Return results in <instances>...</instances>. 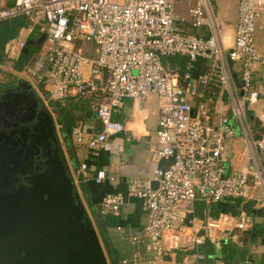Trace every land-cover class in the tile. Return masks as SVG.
Instances as JSON below:
<instances>
[{
	"label": "built area",
	"instance_id": "1",
	"mask_svg": "<svg viewBox=\"0 0 264 264\" xmlns=\"http://www.w3.org/2000/svg\"><path fill=\"white\" fill-rule=\"evenodd\" d=\"M194 3L186 15L176 16L174 0H14L11 6L0 7V21L25 16L27 26L7 43L5 57L0 59V76L7 72L19 75L16 61L28 40L45 34V51L31 53L26 79L35 86L39 82L36 89L46 102L64 101L70 95L95 101L102 131L87 134L80 123L71 128L77 143L91 150L103 146L110 135L124 131V124L113 117L124 99L144 100L149 93L156 94V152L170 164L155 171L157 188H152L151 180L128 181V195L140 198L147 213L143 234L130 239L156 251L159 257L167 250L183 248L196 262H202L207 259L203 250L206 234L244 229L251 220L246 212L233 223L212 215L197 217V196L208 203L245 199L258 187L264 208L262 143L253 138L249 124V106L262 100L264 104V55L255 43L264 0H238L231 46L225 43V24L216 16L212 0ZM78 39L94 47L92 54L74 50ZM173 55L207 62V70L196 82L201 87L225 90L229 112L218 106L213 112L211 98L196 106L189 101L188 94L195 93L192 74L182 77L163 63ZM259 70L262 75L257 79ZM260 117L264 121V111ZM237 125L246 138V153L252 163L242 171L230 170L225 157L227 138L235 134ZM88 168L82 163L74 181L88 176ZM93 179L101 184L115 181L116 176L101 168ZM125 201L123 193L105 195L101 214L119 216ZM118 229L123 230L121 226ZM140 258L135 254L123 263L139 264Z\"/></svg>",
	"mask_w": 264,
	"mask_h": 264
},
{
	"label": "crops",
	"instance_id": "2",
	"mask_svg": "<svg viewBox=\"0 0 264 264\" xmlns=\"http://www.w3.org/2000/svg\"><path fill=\"white\" fill-rule=\"evenodd\" d=\"M13 2L14 0H0V7L11 6ZM190 7L185 8L179 5V15H186ZM234 13V19H236L232 23L229 21L226 24L221 19L225 24L224 39L227 46L232 45L236 34L238 0L234 6ZM188 60L187 68L191 74L192 69H196L198 75L207 70L205 60L198 59L195 62H191L189 58ZM237 65L236 67L240 69V64ZM237 75L240 77L239 72ZM261 75L262 72L259 70L256 78L259 79ZM192 80L195 91L192 95V103L195 104L196 102L195 106L201 101L211 98L210 106L213 112L217 106L223 112H229V98L225 90L218 89L216 86L201 87L196 82L197 78L193 77ZM33 86L36 89V86ZM39 94L43 95V93ZM157 102L155 96L144 100L124 99L122 106L115 111L113 116L116 121L124 124V131L110 135L103 146L93 150L77 143L70 131L77 123L82 124L87 134L102 131L103 126L96 116L95 101L70 95L61 104L74 116L73 125L64 128V135L60 133L62 154L73 181L75 179L74 174L82 163L89 166L88 176L80 181L75 180L74 184L87 215L107 247L109 264H124V260H132L135 254H139L141 257L139 264H264V208L259 202L263 193L258 187L252 189L250 198L227 199L211 203L214 206L212 208L211 205L209 206L206 215L223 217L233 223V220L237 221L241 212H246L250 216L251 223L244 229L233 228L226 232L219 231L212 236L206 234L205 240L208 239L207 241L210 242L207 248L212 254L205 261L196 262L183 248L167 250L159 257L156 251L148 250L144 244L133 243L130 239L131 236L143 234L147 213L143 209L140 198L128 195V181L131 178L155 181L153 180L155 171L165 169L170 164V160L159 157L156 152L159 145ZM252 106L255 110H251L249 124L253 138L262 143L259 148L260 154L261 149H264V121L260 117L261 112L264 111L263 100ZM50 110L55 118L61 117L54 103L50 106ZM59 118L57 126L58 130L62 131L63 127L61 126H63L62 121L64 120L63 117L62 121ZM246 148V138L242 134V128L237 125L235 134L228 137L226 142L225 157L230 170L242 171L251 168L252 163L250 156L246 153ZM261 160L264 164L262 158ZM101 168L113 173L116 180L113 182L105 181L101 184L95 183L93 177L96 170ZM110 193H123L125 195L126 201L121 206L120 225H118L123 230H119L118 226L109 227L104 233L99 223V219L103 216L101 214V202L103 197ZM213 245L214 247H212Z\"/></svg>",
	"mask_w": 264,
	"mask_h": 264
},
{
	"label": "water",
	"instance_id": "3",
	"mask_svg": "<svg viewBox=\"0 0 264 264\" xmlns=\"http://www.w3.org/2000/svg\"><path fill=\"white\" fill-rule=\"evenodd\" d=\"M45 37L29 39L23 51L28 53ZM192 76L198 77L196 69ZM42 115L36 129L42 139L26 145L24 162L34 150L43 152L44 168L26 162L19 189L0 192V264H109L63 157L59 117L47 110ZM0 165L4 168L5 163ZM158 184L151 182L152 188Z\"/></svg>",
	"mask_w": 264,
	"mask_h": 264
},
{
	"label": "flooded vegetation",
	"instance_id": "4",
	"mask_svg": "<svg viewBox=\"0 0 264 264\" xmlns=\"http://www.w3.org/2000/svg\"><path fill=\"white\" fill-rule=\"evenodd\" d=\"M51 105L53 102H46L32 82L26 79L0 82V164L5 163L4 168L0 165L1 193L19 189L26 176L23 174L26 162H33V168H44L41 164L43 152L34 150L35 154L24 160L26 145L42 139L36 129L43 118V111L52 114Z\"/></svg>",
	"mask_w": 264,
	"mask_h": 264
},
{
	"label": "trees",
	"instance_id": "5",
	"mask_svg": "<svg viewBox=\"0 0 264 264\" xmlns=\"http://www.w3.org/2000/svg\"><path fill=\"white\" fill-rule=\"evenodd\" d=\"M26 25H27V19L25 16H19L13 19L0 21V59H3L5 57V54H6L5 49H6L7 43L16 38V34L19 28L25 27ZM33 36L35 35H32L31 37ZM31 47L28 53L24 51L21 53L20 60L16 61L17 68H21V65L23 63H26L29 60V57L32 53ZM188 62L189 60L187 57L179 56V55L168 56L163 59L164 65L170 71L178 72L181 74L182 77L185 75V73L189 72V69L187 68ZM53 103L56 105V109L60 113L61 117L59 119H61V121L63 117L64 121L62 122L64 124L62 126L63 127L62 132L65 133L64 128L70 127L73 125L74 116L71 115L70 111H67L64 107L61 106L62 101L53 102ZM195 104L197 103L195 102ZM230 200H240V199H230ZM209 206L212 208L214 205H212L211 203H208L205 199L197 196V198L194 201L195 215L200 218L205 217ZM119 219H120V216H115L113 214L103 215L102 218L99 219V223H100V226L103 232L105 233L109 227H116L120 225ZM207 240L208 239H206L205 243L203 244V249L206 252L207 257H209L211 256L212 252L209 251L207 248L209 247L208 243H210ZM212 247H214V245Z\"/></svg>",
	"mask_w": 264,
	"mask_h": 264
},
{
	"label": "rangeland",
	"instance_id": "6",
	"mask_svg": "<svg viewBox=\"0 0 264 264\" xmlns=\"http://www.w3.org/2000/svg\"><path fill=\"white\" fill-rule=\"evenodd\" d=\"M174 1H175L174 13L176 16H179V5L187 8L188 6L190 7V5L193 6L195 4L194 0H174ZM212 4H213L214 11L216 13V16L218 18L222 19L224 22H226V24L229 21H231L229 23H232L236 19V18L234 19V15H235L234 6L237 4V0H212ZM257 23H258V27H257L256 33H255L256 48L262 55H264V12L258 18ZM31 39L38 40V36L35 35ZM31 50H32V53L33 52H44L45 51L44 43L32 46ZM74 50H76V51L82 50L84 53H87L88 51H90V54H92V52H93L92 50H94V47L91 44H88L87 42H84V41L78 39V40L74 41ZM258 67H261V66L258 65ZM20 71H21L20 74H22L23 76H21L20 74L19 75L15 74L14 72H7L3 77L0 76V82L13 81V80H16L17 78H22V79L23 78H27V79L29 78L27 73H26V63H23L21 65ZM36 86L38 87V89L40 88L39 82H36ZM38 93H40L39 90H38ZM154 96L157 98L158 110H159V98H158V96L154 93H149L147 98H151ZM188 99L190 102H192V94H188ZM251 106L252 105L249 106V109L255 110L254 106H252V107ZM64 134L65 133H63V135ZM260 155L264 161V149H261ZM258 189L260 190V188H258ZM257 193H259V191H257ZM184 205L185 204H182V206H184ZM98 235H99V238L101 240V245L103 247V251L107 257L108 256L107 247L105 246L99 232H98ZM115 238L117 239L118 237H115ZM107 259H108V257H107Z\"/></svg>",
	"mask_w": 264,
	"mask_h": 264
}]
</instances>
